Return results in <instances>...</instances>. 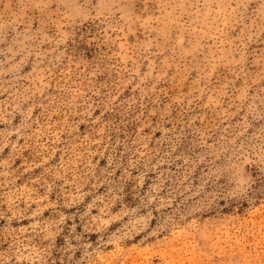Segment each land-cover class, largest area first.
Masks as SVG:
<instances>
[{
    "label": "rangeland",
    "instance_id": "374dc122",
    "mask_svg": "<svg viewBox=\"0 0 264 264\" xmlns=\"http://www.w3.org/2000/svg\"><path fill=\"white\" fill-rule=\"evenodd\" d=\"M0 264H264V0H0Z\"/></svg>",
    "mask_w": 264,
    "mask_h": 264
}]
</instances>
